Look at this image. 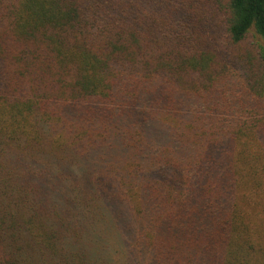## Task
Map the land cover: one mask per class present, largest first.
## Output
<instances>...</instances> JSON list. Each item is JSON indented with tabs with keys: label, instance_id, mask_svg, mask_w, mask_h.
Masks as SVG:
<instances>
[{
	"label": "trees",
	"instance_id": "trees-1",
	"mask_svg": "<svg viewBox=\"0 0 264 264\" xmlns=\"http://www.w3.org/2000/svg\"><path fill=\"white\" fill-rule=\"evenodd\" d=\"M251 226L264 0H0V264H224Z\"/></svg>",
	"mask_w": 264,
	"mask_h": 264
},
{
	"label": "rangeland",
	"instance_id": "rangeland-1",
	"mask_svg": "<svg viewBox=\"0 0 264 264\" xmlns=\"http://www.w3.org/2000/svg\"><path fill=\"white\" fill-rule=\"evenodd\" d=\"M249 228L228 248L224 264H264V227Z\"/></svg>",
	"mask_w": 264,
	"mask_h": 264
}]
</instances>
